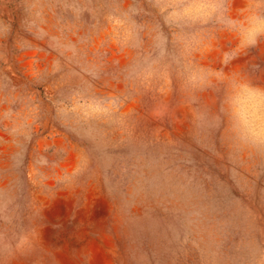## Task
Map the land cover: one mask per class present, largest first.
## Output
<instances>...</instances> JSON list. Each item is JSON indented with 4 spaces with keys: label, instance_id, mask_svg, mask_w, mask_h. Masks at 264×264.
Returning a JSON list of instances; mask_svg holds the SVG:
<instances>
[{
    "label": "rangeland",
    "instance_id": "obj_1",
    "mask_svg": "<svg viewBox=\"0 0 264 264\" xmlns=\"http://www.w3.org/2000/svg\"><path fill=\"white\" fill-rule=\"evenodd\" d=\"M0 264H264V0H0Z\"/></svg>",
    "mask_w": 264,
    "mask_h": 264
}]
</instances>
